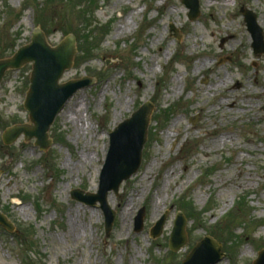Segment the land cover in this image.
Here are the masks:
<instances>
[{"label":"rangeland","instance_id":"obj_1","mask_svg":"<svg viewBox=\"0 0 264 264\" xmlns=\"http://www.w3.org/2000/svg\"><path fill=\"white\" fill-rule=\"evenodd\" d=\"M188 18L181 0H0V58L31 41L68 33L76 54L60 82H94L69 98L41 151L5 128L29 123L23 107L31 64L0 83V264H182L209 235L221 243L214 264H252L264 249V53L254 54L241 8L264 32V0H198ZM40 19V22H39ZM40 23V24H39ZM177 29L179 40L170 32ZM153 105L138 170L104 216L71 198L96 193L109 133L142 104ZM75 112V115L71 114ZM144 208L143 226L135 217ZM178 211L187 242L169 249ZM167 212L162 232L149 234ZM14 232L20 244L11 236Z\"/></svg>","mask_w":264,"mask_h":264},{"label":"water","instance_id":"obj_2","mask_svg":"<svg viewBox=\"0 0 264 264\" xmlns=\"http://www.w3.org/2000/svg\"><path fill=\"white\" fill-rule=\"evenodd\" d=\"M189 9L188 18L195 20L199 15L198 0H181ZM241 12L252 37V48L255 54L264 53L263 30L257 22V15L246 8ZM170 31L175 32L179 38L177 29L172 25ZM76 54L75 37L68 34L56 46H51L44 32L36 27L31 41L18 48L10 57L0 59V82L8 69H18L26 63H32L30 73V85L26 93L24 107L28 111L31 124H16L10 126L2 133L4 144L9 145L21 135L25 140L35 138V145L41 150H47L52 141L48 131L55 116L61 111L67 100L73 93L93 83L92 78L82 77L59 83V79L65 70L71 68ZM153 105L144 103L131 117L120 122L110 133V145L104 165L99 175L98 190L96 193L84 192L80 189L71 191V197L79 202L93 206L97 202L105 215V229L108 233L115 218V212L107 203V195L112 191L118 194L120 184L134 174L140 164L142 147L147 139V129ZM264 109V106H263ZM1 175V171H0ZM144 209H141L135 218V231L142 229ZM167 213L163 214L151 228L150 235L157 237L161 234ZM0 224L12 230L10 222L0 212ZM186 218L182 212H178L174 220L169 239V248L178 250L187 242L185 231ZM221 244L210 236H205L197 242L188 253L183 264H213L222 258ZM253 264H264V249L258 253Z\"/></svg>","mask_w":264,"mask_h":264},{"label":"bare ground","instance_id":"obj_3","mask_svg":"<svg viewBox=\"0 0 264 264\" xmlns=\"http://www.w3.org/2000/svg\"><path fill=\"white\" fill-rule=\"evenodd\" d=\"M71 114H72V115H73V114L75 115V112H72V111H71Z\"/></svg>","mask_w":264,"mask_h":264},{"label":"trees","instance_id":"obj_4","mask_svg":"<svg viewBox=\"0 0 264 264\" xmlns=\"http://www.w3.org/2000/svg\"><path fill=\"white\" fill-rule=\"evenodd\" d=\"M39 22H40V19H39Z\"/></svg>","mask_w":264,"mask_h":264}]
</instances>
